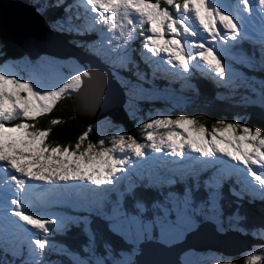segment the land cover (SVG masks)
I'll return each instance as SVG.
<instances>
[{"label": "snow or ice", "instance_id": "6c2138e0", "mask_svg": "<svg viewBox=\"0 0 264 264\" xmlns=\"http://www.w3.org/2000/svg\"><path fill=\"white\" fill-rule=\"evenodd\" d=\"M80 6H85V11L92 14V24L84 28L73 24V20L81 19L80 13L74 17L68 15L72 5L65 4L64 0H56L51 5L37 0L36 4L37 11L47 7L63 8L65 16L55 21L60 30L66 28L86 35L96 31L97 25H105L101 42L107 41V51L122 53L129 63V45L138 39L136 29L139 28V35L143 37L142 59L160 57L158 62L178 66L184 73L202 67L217 83H229L232 72L217 47L241 44L247 36L245 14L250 15L257 7L264 12V0H182V3L179 0H80ZM260 45L259 61L264 67V31ZM234 58L240 64L248 61L245 66L251 67L256 53L241 52ZM134 75L139 80L145 79L143 74ZM91 77V71L77 68L61 83H48L40 75L35 80H26L14 68L0 65V213L15 218V227L30 233L29 253L36 254L32 264H45L44 253L49 249L47 237L64 223L59 218L41 215L36 204L27 200L26 193L32 185L87 183L107 192L115 188L121 174L127 173L132 157L143 160L148 156L146 149L155 153L167 150L166 155L179 161L213 162L226 158V169L205 180L206 188H220L225 180L236 175V183L241 188L232 190L234 196L244 199L248 195L264 200V130L252 129L239 121L219 120L209 131L197 117L171 118L169 114L158 113L155 117L150 115L147 123L138 124L148 143L118 132L110 138V148L104 147V139L95 144L89 140L85 147L84 141L93 131L89 126L77 138L74 147L48 144L51 128H37L34 122L51 113L59 100L81 89L85 78ZM134 104L133 94L129 93L126 110L131 119H136L139 111ZM58 123L59 119L50 121L51 125ZM148 179L147 187H154ZM164 182L171 185L176 179L165 177ZM134 190L130 188L128 193L132 195ZM219 199L217 192L209 193L212 209L218 208ZM166 200L152 205L157 213L148 220L143 217L145 205L139 200L134 202L132 212L121 200H116L110 209L100 214L108 231L120 237L128 248L116 249L110 242H104L98 249L92 222L85 216L74 223L82 228L86 243L78 252L62 246L57 254L67 256L70 264H138V238L155 232L164 243H172L186 231L185 221L195 211L190 207V192L183 193L182 200L172 199L169 193ZM259 231L264 232V227ZM3 248L4 238L0 233V250ZM248 264H264V257L253 254Z\"/></svg>", "mask_w": 264, "mask_h": 264}, {"label": "rangeland", "instance_id": "374dc122", "mask_svg": "<svg viewBox=\"0 0 264 264\" xmlns=\"http://www.w3.org/2000/svg\"><path fill=\"white\" fill-rule=\"evenodd\" d=\"M5 3H7V0L6 2L0 0V5L6 6L4 5ZM8 3H14V2L10 1ZM17 4L19 6L20 5L22 6L20 7V9H23L22 11L24 12V17L29 19V21H31L32 24H34L35 26L41 28V30H38L40 32L38 34H36L35 32V35L27 36L26 34H24L26 33L25 31H22L18 28L15 29L17 34H13L11 32L9 36L16 38L18 40L17 42L20 43L21 45L22 43L24 45H30V47H32V51L30 52H32L33 55H36V53L39 51L40 53L38 54L37 57H32L28 55L19 60H11V61L9 60L5 64H1V65L5 66L6 68L7 67L14 68L16 72L19 74V76L23 77L26 80H35L37 78V75H40L48 83H61L70 71L77 68L85 69V67H90L87 61H84V63H80L75 56L63 53L64 50L68 51L70 47L69 48L66 47L67 44L64 43L63 41L51 37V35H55V33L59 34V32L61 31L57 27L56 23L51 24L50 26H46L45 24H43L42 19L38 15H36L31 8H27L26 6L19 3ZM76 8H80L81 12L83 13L82 16L83 18L81 21L84 24V26L92 24V14L85 11V6H80V0L76 1L75 7L72 8L74 10L73 12L76 11ZM245 16L247 17L245 19V26L247 30L246 38H249L248 40L249 43H254L258 45L257 49L259 50L261 47L260 39L262 36V31H264V12H261L259 7H257V9L254 10L250 15L245 14ZM43 25L48 30L44 28ZM28 29L31 30V28ZM102 30H106V26L97 25L96 31L91 33V35H93L94 40L88 43L90 50L88 53L92 54L94 57H97L100 60V62L105 65L106 69H108L109 73L112 75V79H114L118 83L119 87L115 84L117 90L113 88V86L109 85L110 82L105 72H103L101 69L95 70L93 68L94 71L93 75H95V79L97 78L103 82L105 81V84L107 83L109 86H111L110 88L109 87L107 88V94L110 97L107 103L105 104L99 103L100 108L96 106V108H98L99 111L103 110L102 113L99 114V111L94 109V107L92 108L93 111L85 112L84 107H87L88 104H86L83 108L80 107L79 113L84 109L82 111L83 112L82 114L83 115L85 114L87 118H91V120L88 119L90 120L89 121L90 123L93 121L91 127L93 128V131L95 130V132H98L99 139H104L105 148L112 147L110 143V138L113 135H116L118 132L123 133L126 136L132 135L136 137L138 142L140 143H148L143 139V133L139 130L138 124L147 123L150 115L155 117L156 114L158 113L169 114L171 118H176L177 116H179V115H174L172 110H176V104L180 103V101L182 100L181 94H179V92L173 91L168 87L159 88L158 86H156L155 84L156 82L152 81L151 78H150L151 81H146L145 79L139 80L136 76V78L132 80L129 77L124 76V74L121 72V69H131L129 66L130 63L128 62L127 58L123 56L122 53L118 55L115 52L110 53L107 51L105 47L107 41H104L103 43L101 42L102 36L104 35V31ZM140 32L141 29L137 28L136 33L138 39L135 40L138 41L137 45L135 47H131L133 42L129 45L130 51L128 52V55L131 57V64L135 65V61L132 58V53L135 52L136 56L139 57L144 63L150 61L156 68V70H153L151 68L152 73L150 74V77L154 78L155 76L159 79L163 78L167 80L168 78L175 79L174 81L180 83L179 89L182 90L185 89L184 87H186V85H188L191 81L190 79L187 78L186 74L190 75L192 70H190L188 73H184L183 70L179 69L178 66L174 68L170 64L158 62L160 61L161 58L151 57V54H147L149 57H151L150 59L148 60L142 59L140 45L143 37L139 35ZM94 33H96L95 37L97 38L94 37ZM188 39L189 41H191L192 38L189 37ZM46 44H50V47L45 46ZM217 50L220 56L223 58L224 63L229 64L232 68V72L229 74L230 82L228 84L234 86L235 89H239V88L245 89V97L243 98L245 103H256V104L264 105V100H262V93H264V82L255 80L253 78H248L245 75L244 71L240 68L242 64L237 63L236 59L234 58L237 57V55L241 52H246V53L248 52L239 49L237 45L235 47H229L228 45H224L223 48L218 46ZM83 54L84 53H81L82 59H84V57L87 56ZM91 60L94 61L93 59ZM97 64L98 63L94 62V65ZM125 64H127V67L123 66ZM246 64H248V61H245L243 65ZM192 69L195 70L198 69L200 72H203L202 67H194ZM154 71H158L159 74H153ZM134 73L136 72L134 71ZM120 87L123 91V96H124V100L122 102H121V94L118 91ZM87 91L88 89H86L84 93H86ZM74 92L75 91L71 92V95L74 94ZM129 93L133 94V99L135 100L134 107L138 108L139 111L136 113V117H137L136 119H131L128 114V118L131 121L132 125H130L126 129L124 126L112 124L110 119L108 118L107 112L109 113V111L112 109V106L119 104L123 106L125 110L128 109ZM85 95H80L78 96V98L83 100ZM109 107L111 108L108 109ZM126 112L128 113L127 110ZM163 131H164L163 129L160 130L161 134L163 133ZM146 151L148 152V156L145 157L143 160H137V158L132 157L133 163L128 166L129 170L127 171V173L121 174L122 178L116 184L115 188L107 192L99 190L96 188V186L87 183L85 184L69 183L67 185H59V186L52 185L54 189L53 197H51L49 203L39 205V208L43 207L46 209L43 210V208H40L41 210L40 214L46 215L49 218H59L63 220L64 223L58 225L54 230L55 232H60L69 228L70 224L76 225L74 221L77 218H83L87 216L88 211L92 209V207H95L96 205L99 206L100 201L106 200L108 193L115 194L120 199L121 198L120 192L122 191V189H119L120 184L121 186H123L125 190H128L136 183L142 185L144 181L150 182L148 179L150 178L151 182L155 185V187L158 188L160 196L162 197L160 198V200H158V202L160 201L167 202L166 198L168 197L169 193L166 192L168 191V188L176 184L178 181L183 185H187L188 183L186 179H188L189 176L200 175L204 170L210 167V174L208 175V177L206 176L205 178V180H208L210 178H213L218 172H223L227 167L226 158L223 161L201 162L200 159H192L190 160L192 162H188L189 160L179 161L170 155H166L167 150H165V152L162 153H155L148 149H146ZM165 177H175L176 183L171 185L165 183L164 182ZM229 179L231 180V185H233L232 181L236 183L237 177L236 175H232ZM229 179L223 182V186L225 184L227 186V183L230 182ZM33 185H37V184H33ZM236 185L241 188L240 184L236 183ZM32 187L26 193V196L29 198L28 201L34 202L32 200L35 199L34 202L35 204H37L36 202L40 203V201L33 193ZM220 188H213V189L207 188L206 190L207 198L205 201L203 200L200 202L194 199L193 193L190 189H186L183 192V193L190 192V207L194 208L195 211L192 212L190 218L185 221L186 231H184V233L180 236L178 240H175L172 243H164L163 241L160 240V238L155 232H152L145 235L143 238H138L137 245H139L140 242L146 240L158 241L166 246L176 243H182L185 241L184 238L186 234L195 230L200 223L206 221L212 223L214 225V229L217 232L225 233L228 231H239L241 234H245L246 233L245 230L242 227L238 226L237 224V221L239 219L238 217L230 220V223H228L226 226L221 224L219 218L221 193H218ZM236 191H239L237 187H236ZM210 192H217L219 194L220 197L219 205L216 210L212 209L209 204L208 197ZM170 193L172 199L182 200L183 193L182 194H177L173 192ZM230 193H232V191H230ZM64 198H66L65 200L67 201L63 200ZM118 198L116 197V200H119ZM255 199H260V198L257 197ZM113 201L114 200L110 199L108 203L112 206ZM66 203L68 204V207H66L68 208V211L64 212L61 210V207H65ZM47 206H49L50 209ZM83 211H86L87 213L80 214V212L82 213ZM156 213L157 210L151 206L150 209L146 208V211L143 213V217L144 219L148 220L146 215H149L150 216L149 219H152L156 215ZM199 218H200V222H199ZM0 233H2L4 238L3 251L7 253H11L16 257L15 254L16 248L21 246V244L25 243V245H27L28 247H25L24 249H26V251L29 252V248L31 247L29 243L30 233L24 229L15 227V218L11 216H4L3 213H0ZM50 236L47 237L49 241V249H46L45 252L49 251V255L50 254L55 255V253H58V251H62V248L59 244H56L54 241H51L49 239ZM250 236L254 238L264 239V232H260V231L250 232ZM231 237H234V235H231ZM203 239L205 241L202 244H197L198 245L196 246L197 248L187 247L180 253L178 257H173L170 261L171 264H233L231 260V256L234 255H229L227 253L224 254V252L217 247V246L223 247V245L227 243L225 244V247H223L226 250H229L231 248L238 249L239 247L235 248L234 244L230 243V237L228 239L224 238L225 240L223 239L221 241L217 239L216 241V238L210 235L208 238L203 237ZM248 242L249 241L247 239L242 241L244 245H246ZM187 245H188L187 243L181 244L182 247ZM26 251L24 250V252ZM175 251L173 252V254L171 252L172 256L174 255ZM262 253H264V245L251 244L249 248H246L244 251L236 255H240L244 259L245 264H248V259L251 255L255 254L261 256ZM26 256H27L26 259L28 260L36 259L35 253H32L31 255L30 253H28V255H25V257ZM44 257H45V253H44ZM27 263H32V262H27ZM143 263L150 264V262H146V263L143 262Z\"/></svg>", "mask_w": 264, "mask_h": 264}, {"label": "trees", "instance_id": "16d2710c", "mask_svg": "<svg viewBox=\"0 0 264 264\" xmlns=\"http://www.w3.org/2000/svg\"><path fill=\"white\" fill-rule=\"evenodd\" d=\"M10 1L11 0H9L8 2ZM12 1L14 3L18 1L19 4H22L27 8H31L35 12V14L42 19L43 24H46L47 26L55 24V21L65 16L63 8L47 7L46 10L37 11V0ZM76 1L77 0H64L65 4L72 5V8L75 7ZM179 2L182 3V0H179ZM40 3L51 5L55 4L56 0H40ZM10 4L12 5L13 3H7L5 5L8 6ZM13 5L17 6V4ZM3 7L4 6L0 5V9H2ZM20 7L22 6L20 5ZM9 9H16L17 13L19 14L18 17L20 18V16H22V18H20L22 23H25L26 21L32 23L31 21H29V19L24 17V12L19 8L17 9V7H11ZM73 11L74 10L71 9L68 15L74 17L79 12L81 16L80 20H73V24L84 28L85 26L81 21L83 18L81 9L76 8V11ZM37 27L38 26H35V28ZM38 30H41V28L38 27ZM64 30H61L59 34L57 33L64 41L74 46L80 52L92 55L88 53L90 51L88 43L94 40L91 33L86 35H79L76 32H70L67 29L65 31ZM9 33L11 34V32ZM95 34L96 33H94V37L96 36ZM6 36L0 33V65L5 64L9 60H19L29 55L25 48L29 50L30 45H24L23 43L21 45L17 42L18 40L16 38L9 37V35ZM137 43L138 41H134L131 47H135ZM237 46L239 49L247 51L248 54L250 53L249 55L254 52L256 53V59L252 62L251 67L248 68L242 64L240 68L244 71L245 75L248 78H253L255 80L264 82V67L261 66L259 61V50L257 49L258 45L249 43L248 41L243 39L241 44ZM132 58L135 61V65L130 63L131 65L129 64V66L131 69H121V72L124 74V76H127L130 79L134 80V78H136V75H134L135 71L136 73L143 74L146 81L152 80L156 82L155 84L159 88L168 87L173 91L179 92V94H181L182 100L180 101V103L176 104V110H172L174 115H187L190 117H197L198 122L205 125V127L209 131H211L212 127L219 120H224L226 122L239 121L242 124L250 126L252 129L264 130V105L256 103H245L243 100V98L245 97L244 88L235 89L234 86L228 83H217L214 79L210 78L208 74H200V72L197 71L194 72V74H192L191 76H188V79H190L191 81L188 85H186V87H184L185 89L182 90L179 89L180 83L174 81L175 79L168 78L167 80L163 78L159 79L155 76L154 78L150 77V74L152 73L151 66L149 64L150 62L144 63L139 57L136 56L135 52L132 53ZM152 69L155 70L153 65ZM153 74L159 73L158 71H154ZM87 92L83 93V95L87 94ZM88 99H90V97L87 94L84 96L83 100L78 98L76 104L74 97H72L71 94L64 96V98L58 101L51 113L41 116L34 122L37 128H51V133L47 138L48 144H59L61 146L69 145L72 147L75 146L77 138L82 133L87 131L89 126L93 124V121L91 123L89 122L91 118H87L85 114H82V111L80 113L78 111V107L83 108L86 104L85 102H87ZM116 106L117 105L112 106V109L109 111V113H107L108 118L110 119L112 124L121 125L127 129L130 125H132L131 121L128 118V113L123 108V106ZM110 108L111 107H109L108 109ZM94 109L99 111V109L96 107H94ZM102 112L103 110L99 111V114ZM53 119H59L60 123L51 125L50 121ZM29 123L33 122L29 121ZM89 140L94 144L97 143V141L100 140L98 132H95L94 130L90 134L88 140L84 141L83 146L86 147ZM209 168L204 170L201 174L199 173L200 175L189 176L188 179H186L188 183L187 185H183L178 181L176 184L168 188V191L166 193L173 192L182 194L186 189H190L196 201H205L207 198V188L203 184V181L205 180L206 176L208 177V175L210 174ZM148 183V181H144L142 185H140L139 183L134 184L131 187H134L135 189L134 194L132 195L128 193L129 189L125 190L120 184L119 189H122V191L120 192V199L117 195L108 193L106 200L100 201L99 206L96 205L95 207H92V209H90L88 213L86 211H83L84 213L80 212V214L87 213V217L92 222L91 227L96 234V243L98 249L99 246L104 242H110L116 249H125L129 247V245H127L120 237L115 236L108 231L107 223L101 218L100 214L106 212L111 208V205L108 202L110 199L114 200L113 202H115L116 197L121 200V202L124 204V207L127 208L129 212L134 211L133 205L136 200L142 202L145 205V208L150 209L151 206L155 202H158V200H160V198L162 197L160 196L158 188L155 186L149 188L147 187ZM232 183L233 185H231L230 180V182L227 183V186L225 184L222 188L219 189L218 192L221 193L220 209H222V212L221 210L219 211L221 224L226 226L228 223H230V220L238 217L239 219L237 221V224L245 230V234L250 235V232L259 231L260 228L264 227V200L253 199L248 195H246L244 199H238L236 196L230 193V191H232L233 189L236 190V187L240 191V187L237 186L234 181H232ZM66 207H68V204H66L65 207H61V210L64 212L68 211V208ZM146 217L149 219L150 216L146 215ZM49 239L51 241H54L56 244H59L61 248L63 246L67 249L77 252L80 250L81 246L86 243L87 240L82 231V228L77 227L74 224H70L69 228L63 231H54ZM25 247L28 246L24 243L16 248V257L11 253L0 250V261H3L4 264H12V262H14V264H32L27 263L33 262L34 260L26 259L27 256L25 257V255H28L29 252L24 249ZM24 250L26 252H24ZM261 257H264V253L261 254ZM231 260L233 264H245L244 259L240 255L231 256ZM44 261L45 264H49V262H52V264H70V260L67 256L57 253H55V255H49V251L45 252Z\"/></svg>", "mask_w": 264, "mask_h": 264}, {"label": "water", "instance_id": "95a60500", "mask_svg": "<svg viewBox=\"0 0 264 264\" xmlns=\"http://www.w3.org/2000/svg\"><path fill=\"white\" fill-rule=\"evenodd\" d=\"M2 1L6 2V0H2ZM8 1L9 0H7V2ZM17 3H18V1L16 3H13V4H17ZM44 28H46V27L44 26ZM51 37L57 38V39H59L61 41H64L57 33H55V35H51ZM64 43H66L68 45L67 46L68 48L70 47L68 51H66V50L63 51L64 54L75 56L80 63H84V61H87L89 63V65H90V67H85V69L91 71L92 75L94 74L93 68L95 70H100L101 69L103 72H105L107 78L109 79V82H110V83L108 82L109 85L113 86V88L116 89V85L118 86V83L114 79H112V75L109 73V70L106 69L105 65L102 64L97 57H94L93 55H88V54L84 53L85 56L86 55L87 56L84 57V59H82L81 58V53L82 52L77 50L74 46H72L71 44L67 43L66 41H64ZM39 53H40V51L36 53V56L35 55H33V56L30 55V56L37 57ZM91 59H93L94 61H92ZM94 62H96L98 64L94 65ZM85 80H87V81H97L99 79H97V78L95 79V75H93L90 79L85 78ZM99 81H101V80H99ZM82 88L83 87H81V89H79L78 91H75L74 94L77 95V93H79L82 90ZM118 91H120V94H121V97H122L121 102H122L124 100V96H123V91H122L121 87H120V89ZM119 106H121V105L119 104L116 107H119ZM104 114H106V113H104ZM205 228H208V229H205ZM228 234H230V237H231V235H234V237H235L234 239H240L241 243L245 239H247L249 242L246 245H244V243H242V246H240L238 249L237 248L236 249H233V248L229 249L228 248L229 250L220 249V250H222L224 252V254H226V253L229 254V255L239 254L242 251H244L246 248H249V246L251 244L264 245V239L254 238V237L250 236L249 234H241V233H239L237 231H228V232H225V233L217 232L214 229V225L212 223L206 221V222L200 223L199 226L195 230H193L190 233L186 234V236L184 238L185 241L182 242V243H176V244H172V245L166 246V245H164V244H162V243H160L158 241H154V240H146V241L140 242L139 245H138V247H139V255L136 257V260L138 261V264H144L143 262L146 263V262H150V261H151L150 264H164V261L167 258L165 256H168V260H167L168 264H171L170 263L171 259L173 257H178L180 255V253L185 248H187V247L197 248L196 247V246H198L197 244H202L205 241L203 239V237L208 238L210 235H212L214 237H217V238L223 240L224 238H226V235H228ZM183 243H187L188 245L182 247L181 244H183ZM225 244H227V243H225ZM225 244L223 245V247H225ZM227 247H229V246H227ZM174 251H175V253L172 256L171 252L173 254ZM164 254H167V255H164ZM168 254H170V255H168Z\"/></svg>", "mask_w": 264, "mask_h": 264}, {"label": "bare ground", "instance_id": "6f19581e", "mask_svg": "<svg viewBox=\"0 0 264 264\" xmlns=\"http://www.w3.org/2000/svg\"><path fill=\"white\" fill-rule=\"evenodd\" d=\"M7 3H5V4H7ZM11 7L14 8V5L13 4L12 5L10 4L8 6H4L2 9H0V33L1 34H3L4 36L9 35L10 34L9 32H12L13 34H17L16 31H15V29H18V28L20 30H22V31H25L26 33H24V34H26L27 36L35 35V32H36V34L40 33L38 31V28H35L34 24H32V23H30L28 21H26L25 23L24 22L22 23L21 22V19H20V18H22V16H20V18H19L18 17L19 14L17 13L16 9L15 10L9 9ZM15 7H16V5H15ZM17 8L20 9V6L17 5ZM20 10H23V9H20ZM1 13H3V14H1ZM28 28H31V30H29ZM9 37H11V36H9ZM45 46H49L50 47V44H46ZM67 46L68 45H66V47ZM25 50L28 52L29 55H32L33 56L32 52H30V51H32V47H29V50L30 51L27 48H25ZM82 87H83L82 90L79 93H77V95L76 94H72V97H74V100L76 102L78 100L77 99L78 96H80L81 94L83 95L84 91L86 89H88V92L87 93H88V96L90 97V99L87 100L88 103L85 102L86 104H88L87 107H84L85 112L93 111L92 110L93 106L94 107H96V106L98 107L99 106V103L105 104V103L108 102L110 96L107 94V88L108 87L110 88V86L107 83L105 84V81L103 82V81H87V80H85L84 85ZM121 99H122V97H121ZM76 104H77V102H76ZM79 108L80 107H78V111H79ZM43 185L46 187L47 192L49 194H51L52 197H53V193H54L53 187H48L47 184H43ZM32 186H33L32 187L33 193L35 194V196L37 197V199L40 200L39 198H40L41 192H40V190H35V188L38 185H32ZM36 193L38 194V196H37ZM26 198H27V200H29V198L27 196H26ZM36 203H37L36 205H37V208L38 209L43 208V207H40L39 208V205L40 204H47V203H42V202H40V203L36 202ZM47 207L50 209L49 206H47ZM43 210H46V209L43 208ZM229 237H230V234L226 235V238L225 239H228ZM215 238L218 239L219 241L221 240V239H219L217 237H215ZM233 241H235V242H233ZM240 241H241L240 239H234V237H230V243H233L234 246H235V248L242 246V243H240ZM227 242H229V241H227ZM217 247L220 248V249H222V250H226L225 248H223L221 246H217ZM164 255H167V254H164ZM168 255H170V254H168ZM165 257H167V258L164 261V264H168V261H167L168 260V256H165Z\"/></svg>", "mask_w": 264, "mask_h": 264}]
</instances>
